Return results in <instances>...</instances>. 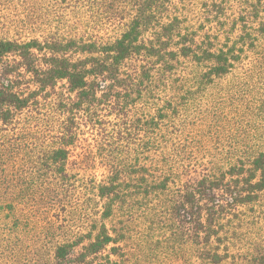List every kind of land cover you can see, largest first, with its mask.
<instances>
[{"label":"trees","instance_id":"1","mask_svg":"<svg viewBox=\"0 0 264 264\" xmlns=\"http://www.w3.org/2000/svg\"><path fill=\"white\" fill-rule=\"evenodd\" d=\"M263 47L264 0H0V257L27 214L79 211L52 264H125L105 219L145 200L183 264H264V136L203 153L187 127ZM85 133L100 180L76 167Z\"/></svg>","mask_w":264,"mask_h":264},{"label":"rangeland","instance_id":"2","mask_svg":"<svg viewBox=\"0 0 264 264\" xmlns=\"http://www.w3.org/2000/svg\"><path fill=\"white\" fill-rule=\"evenodd\" d=\"M12 34L13 32L10 36H13ZM259 51L260 54L254 56L264 59V47ZM260 65L249 76H246V69L239 67L216 79L209 88V100L204 97L198 105L199 111L191 113L187 127H190L189 132L195 135L194 141L198 142L200 152L212 149L218 154L237 145L246 153V135H255L258 138L264 136V127L261 126L264 124V62ZM203 101L206 103H202ZM202 111L205 112L201 115ZM248 119L251 121L246 122ZM82 137L86 140H83L82 147L75 151L76 160L79 161V166L75 164L77 170L80 169L82 174L100 180L104 172L101 159L98 156L96 160L86 158L85 150L92 144V135L85 133ZM216 158H219V155ZM222 164L223 161L220 165ZM168 195H164L163 200L169 202ZM144 201L143 205L137 203L116 209L113 216L105 219L110 232L121 235L119 243L124 245L128 256L125 264H183L185 245L179 243L178 232L177 235L171 236L174 228H171L172 220L168 218L170 210L165 208L162 213L153 212ZM60 216L61 218L55 220L50 214L41 212V209L36 214H27L26 218L32 227H22L19 230L14 244L2 251L0 264H52L56 244L73 238L82 224L88 228L90 222H93L91 214L85 219L86 216L80 215L79 211L72 217ZM49 219L55 221V224H51ZM159 219H162L165 225H162ZM173 238H176V241H171ZM112 258L116 256L112 255Z\"/></svg>","mask_w":264,"mask_h":264}]
</instances>
